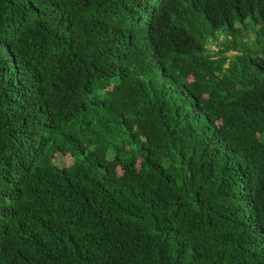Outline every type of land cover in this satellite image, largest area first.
<instances>
[{
  "label": "trees",
  "instance_id": "trees-1",
  "mask_svg": "<svg viewBox=\"0 0 264 264\" xmlns=\"http://www.w3.org/2000/svg\"><path fill=\"white\" fill-rule=\"evenodd\" d=\"M0 264H264V0H0Z\"/></svg>",
  "mask_w": 264,
  "mask_h": 264
},
{
  "label": "rangeland",
  "instance_id": "rangeland-1",
  "mask_svg": "<svg viewBox=\"0 0 264 264\" xmlns=\"http://www.w3.org/2000/svg\"><path fill=\"white\" fill-rule=\"evenodd\" d=\"M224 41H225V35H223L222 33H219V34H217V39L211 41L209 43L208 47H210L213 50H216L218 48L217 46L218 45H221V43H223ZM232 53H234V52L233 51H229V53H227V54H232ZM71 162H72L71 157H68V158H66V157H64V158L60 157L59 158V161H58V163H60L61 165H63V164H69Z\"/></svg>",
  "mask_w": 264,
  "mask_h": 264
}]
</instances>
